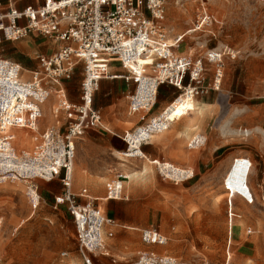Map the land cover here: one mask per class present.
<instances>
[{"label": "rangeland", "instance_id": "rangeland-1", "mask_svg": "<svg viewBox=\"0 0 264 264\" xmlns=\"http://www.w3.org/2000/svg\"><path fill=\"white\" fill-rule=\"evenodd\" d=\"M23 2L37 5L42 0ZM203 11L209 20L194 29ZM162 25L170 44L181 37L174 45L177 54L199 56L216 48L235 56L225 57L218 91L195 97L191 110H186L187 98L181 97V107L169 113L170 119L178 118L169 126L179 125L188 132L180 131L177 150L164 160L193 170L191 179L175 184L163 178L140 146L128 151L132 157L122 156V151L109 148L108 139L118 140L121 147L125 143L106 131L88 130L78 140L72 191L88 188L96 198L94 204L116 222L114 236L106 240L108 254L91 256L93 264H115L113 258L123 263L138 250L166 253L191 264H264V99L259 97L264 78V0H164ZM48 45L54 47L53 41L49 39ZM14 50L6 41L0 44L2 54ZM21 67L27 77L37 69V61L34 67ZM81 78L78 67L63 81L73 100ZM107 87H99L94 104L108 110L113 132L121 136L124 131L133 134L148 122L161 97L173 101L180 93L166 89L165 96L159 95L154 107L139 119L145 112L128 114L125 82L119 79ZM55 102L52 93L43 105L40 123L55 121L51 112ZM24 133L17 130L18 136ZM167 133H172L170 128L161 129L146 142H156ZM27 135L17 141V148L32 146L31 132ZM193 138L198 142L189 149ZM235 157L248 159L251 167L239 159L234 162ZM117 173L124 176L122 186L128 197L106 200L105 184ZM37 184L40 202L35 209L27 201L23 184L0 185V264H84L66 203L53 205V194L63 191L59 180H37ZM249 192L252 202L242 196ZM150 225L166 233L165 244L140 240V229Z\"/></svg>", "mask_w": 264, "mask_h": 264}, {"label": "built area", "instance_id": "built-area-1", "mask_svg": "<svg viewBox=\"0 0 264 264\" xmlns=\"http://www.w3.org/2000/svg\"><path fill=\"white\" fill-rule=\"evenodd\" d=\"M163 17L164 0H43L40 5L22 9H4L0 2V44L19 40L32 32L59 44L52 54L36 56L38 67L27 77L18 62L0 52V185L23 184L27 201L35 209L40 202L37 180H59L63 191L56 202L66 203L84 264H93L91 256L96 253L108 254L105 240L112 236L108 228L116 225L113 218L94 204L95 199L89 197L86 188L77 193L72 191L77 141L87 130L102 125V113L93 105V98L100 80L113 77L110 63H118L125 71L120 77L133 82L134 87L127 94L128 107L132 113H138L149 112L154 107L162 85L180 90L169 105L180 97L195 98L218 91L224 80L225 57L235 56L230 50L216 48L199 56L177 54L174 45L181 37L172 44L167 41ZM207 20L209 16L201 12L194 29H200ZM131 62L135 63L134 67ZM78 67L82 69L79 98L72 101L63 81ZM52 93L56 102L51 112L58 124L39 130L42 106ZM261 96L264 98V78ZM150 125L167 128L160 119L155 123L153 116L135 130ZM17 130L27 133L18 136ZM28 132L32 146L17 148V141L26 139ZM127 138L128 133L124 136L127 146L121 155L132 157L128 154ZM197 142L194 139L191 144ZM237 159L251 167L248 159L235 157L234 162ZM153 163L163 178L174 183L194 176L193 170L178 169L163 159H155ZM123 178L118 173L107 183L106 198L127 199ZM242 196L252 202L251 192ZM140 239L145 244L167 241L159 226L141 230ZM125 264L191 263L166 253L141 250L133 261Z\"/></svg>", "mask_w": 264, "mask_h": 264}, {"label": "crops", "instance_id": "crops-1", "mask_svg": "<svg viewBox=\"0 0 264 264\" xmlns=\"http://www.w3.org/2000/svg\"><path fill=\"white\" fill-rule=\"evenodd\" d=\"M24 0H0V2H1V4H2V7L4 8V9H6V8H8V7H14V8H17V9H22V8H24L25 6H27V5H33V4H30V3H25V2H23ZM42 2H43V0H42ZM37 5H40V4H37ZM37 5H33V6H37ZM170 40H168V42H169ZM5 42V41H4ZM3 43V42H2ZM54 43V47H52L51 49H49V39H45V37H43V36H41V35H39V34H37V33H30V34H28L27 36H26V38L25 39H23V40H19V41H6V44H8V46H11V47H13L15 50L14 51H12V52H5V53H1L4 57H7V58H9V59H11V60H14V61H16V62H18L21 66H23V67H27V68H30V67H34V63L36 62V56H38L39 54H42V55H50V54H52L54 51H56V49L58 48V46H59V44L58 43H55V42H53ZM27 56L28 57V59H25V58H23V56ZM109 71H110V74H112L113 75V77H106V78H103V79H101L100 80V82H99V87L101 86V88H108L107 86H108V84H110V86H112V85H115V83L117 82V80H119V79H121V80H123L124 82H125V86H126V96H125V98H126V107H127V109H128V114L129 115H136L137 113H132L130 110H129V107H128V99H127V94H128V92H130V91H132V89H133V87H134V84H133V82L132 81H130V80H125L123 77H120V75H122V74H125V71H124V69L121 67V66H119V64L118 63H116V62H112V63H110V67H109ZM114 79H117V80H114ZM106 80H110V82H107ZM118 85V84H117ZM66 87V86H65ZM169 88H171V86H168V85H162L160 88H159V90H158V94H157V99H158V97H159V95L160 96H163L164 94H165V92H166V89H169ZM173 88V87H172ZM66 90H67V88H66ZM98 90H99V88H98ZM97 90V91H98ZM96 91V92H97ZM96 92H95V94H96ZM95 94H94V98H93V105L97 108V109H99L100 111H101V113H102V125H101V127H99V128H92V129H89V130H94V131H97V132H99V133H102L103 131H106V132H108V133H110V134H112V135H115L116 137H119L124 143H125V141H124V136H125V134L127 133L126 131H124V134L121 136V135H119V134H117V133H115V132H113V126H112V123H111V116L109 115V113L107 112L108 110H105V108L104 109H101V107H99V106H96L95 104H94V102H95ZM67 95H68V93H67ZM165 96V95H164ZM259 97L261 98V99H264L262 96H261V85H260V90H259ZM50 98V97H49ZM68 98H69V95H68ZM78 98H79V88H78V95H77V99L75 98L74 100L73 99H71V98H69L70 100H72V101H77L78 100ZM204 102H206L207 101V97L205 98V97H202L201 98ZM170 99H168V97H165V98H163V97H161L160 99H159V101H158V104L156 105V107H154V109L152 110V112H151V114H150V118L151 117H155V120H157V119H160L162 116H164V115H166V114H168L169 113V111H170V109H172V108H176L177 107V109H178V105H179V103H180V101H182L183 99L180 97V98H178V99H176L175 101H174V103L173 104H171V105H169V103L171 102V101H169ZM156 103H157V101H156ZM168 104V105H167ZM111 106V104H108V105H106V107L108 108V107H110ZM167 107V108H166ZM166 108V109H165ZM180 108V107H179ZM44 106H42V114H43V112H44ZM165 109V111H163ZM186 110H189V109H186ZM138 113H140V112H138ZM147 112H145V113H143L142 115H141V117L139 118V119H143L144 118V116H145V114H146ZM159 113H161V114H159ZM104 115V116H103ZM156 115V116H155ZM149 119V118H148ZM176 119H178L177 117L176 118H172V119H170V121H172V120H176ZM147 121V120H146ZM145 121V122H146ZM59 122H61V120L59 121ZM171 123V122H170ZM170 123H169V125H170ZM56 124H58V122L56 121V119H55V121L52 123V124H46L45 122H41L40 123V128H41V130H43V129H45V128H47V127H50V126H53V125H56ZM110 125H111V127H110ZM168 125V126H169ZM167 126V128L166 129H168V128H170V130L172 131V133H167V134H164V135H162V136H160L159 138H158V140L156 141V142H153L152 140L151 141H149V142H144V143H142L141 144V150L143 151V153L145 154V155H147L148 157H151V161H152V163H153V160H155V159H163L164 160V158L165 157H170L174 152H175V150H177V148H178V143H179V138L181 137L180 136V131H181V134H183V135H185V133H187L188 131H187V129H185L184 130V128H181V126H179V125H173L172 124V126H169L168 127ZM88 131V130H87ZM86 131V132H87ZM187 131V132H186ZM132 132H129L128 133V137H129V135L131 134ZM85 134V133H84ZM82 138V137H81ZM80 138V139H81ZM79 139V140H80ZM128 139V138H127ZM194 140V138L193 139H190L189 140V142H188V144H187V147L190 149V148H194V146H193V144H191V142ZM128 141H129V139H128ZM108 142H109V148L110 149H112V150H114L115 152H117V153H119V152H121V151H123V150H125L126 149V143L124 144V146L123 147H121V145H120V143H119V141L118 140H116V139H114V138H110V139H108ZM77 143H78V141H77ZM76 146H77V144H76ZM196 146V145H195ZM128 151H130V150H128ZM158 157V158H157ZM144 158V157H143ZM188 158V157H187ZM74 161H75V159H74ZM166 161H168V160H166ZM170 162V161H169ZM172 163V162H171ZM174 164V163H173ZM74 167V166H73ZM199 173L200 172V169H199V166L197 165L196 166V173ZM118 174V173H117ZM116 174V175H117ZM116 177V176H115ZM72 179H73V175H72ZM73 181V180H72ZM110 181V180H109ZM108 181V182H109ZM108 182H106V184H105V196H104V199H108V198H106V185H107V183ZM176 184V183H175ZM82 188H86V187H82ZM81 189V188H80ZM63 190V189H62ZM86 190H87V192H88V195H89V197H91V198H94V199H96L95 198V196L93 197L90 193H89V190H88V188H86ZM74 192V191H73ZM77 192H79V190L77 191ZM77 192H75V193H77ZM62 194V193H61ZM61 194H53V205H54V207H56L57 205H59V204H63L62 202L61 203H58V202H56V199H58L60 196H61ZM126 194V193H125ZM127 196H128V194H127ZM98 205V204H97ZM99 206V205H98ZM100 207V206H99ZM101 208V207H100ZM104 211V210H103ZM105 214H106V216H108V217H110L106 212H104ZM111 218V217H110ZM115 220V219H114ZM74 224V223H73ZM153 225V224H152ZM152 225H150L149 227H146V228H143V229H147V228H150V227H152ZM143 229H140V232H141V230H143ZM160 229V228H159ZM108 230H111L112 231V236H110V237H107L106 238V240L107 239H110V238H112L113 236H114V226H111L110 228H108ZM161 231V230H160ZM74 232H75V229H74ZM161 233H163L166 237H167V235H166V233H164V232H162L161 231ZM168 238V237H167ZM106 240H105V243H106ZM141 240V239H140ZM107 249H109L108 247H107ZM139 251H141V250H138L137 252H136V256H137V254H138V252ZM108 252H109V250H108ZM136 256L133 258V259H131V260H129V261H124L123 263H118V264H125V263H127V262H130V261H133L135 258H136ZM112 262L113 263H115V264H117V260H116V258H113L112 259Z\"/></svg>", "mask_w": 264, "mask_h": 264}, {"label": "bare ground", "instance_id": "bare-ground-1", "mask_svg": "<svg viewBox=\"0 0 264 264\" xmlns=\"http://www.w3.org/2000/svg\"><path fill=\"white\" fill-rule=\"evenodd\" d=\"M168 41V40H167ZM170 43V42H169ZM132 67H134L135 66V63L134 62H131V63H129ZM185 99V98H184ZM194 98H187V104H186V108L187 109H189V110H191V109H193L194 108ZM181 105H182V102L180 101V103H179V105H178V108L179 107H181ZM175 110L177 109V107L176 108H174ZM173 108L172 109H170V111H169V113H171V111H173L174 110ZM174 110V111H175ZM169 113L168 114H166V115H164V116H162L161 118H160V120L162 121V123L163 124H165V125H169V123L171 122L170 121V117H169ZM173 117V116H172ZM172 119V118H171ZM158 120L159 119H157V120H155V123H157L158 122ZM162 128H161V126H159L158 128L157 127H153L152 125H150L149 126V128H147V129H145V128H142V127H140L138 130H135L134 132H133V134H131L130 136H129V143H130V146H129V150L130 151H133V150H136V149H138L139 148V146H140V144H141V142H143L142 140H144V138L146 137V136H148L149 138H150V136L152 135V134H154L155 132H158V131H160ZM148 138V139H149ZM147 139V140H148ZM146 142V141H145ZM178 169H181V168H178ZM176 177L177 178H180V177H183V175H176ZM127 178H129V176L127 177Z\"/></svg>", "mask_w": 264, "mask_h": 264}]
</instances>
